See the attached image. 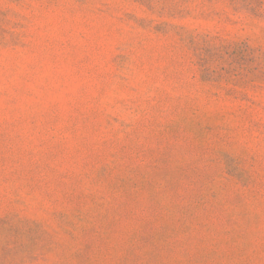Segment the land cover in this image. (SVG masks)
I'll use <instances>...</instances> for the list:
<instances>
[{
	"label": "rangeland",
	"instance_id": "1",
	"mask_svg": "<svg viewBox=\"0 0 264 264\" xmlns=\"http://www.w3.org/2000/svg\"><path fill=\"white\" fill-rule=\"evenodd\" d=\"M0 264H264V0H0Z\"/></svg>",
	"mask_w": 264,
	"mask_h": 264
}]
</instances>
